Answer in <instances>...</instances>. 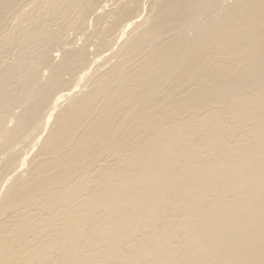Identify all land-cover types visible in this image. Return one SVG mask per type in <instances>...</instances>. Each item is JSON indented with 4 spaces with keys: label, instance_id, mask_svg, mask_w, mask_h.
I'll use <instances>...</instances> for the list:
<instances>
[{
    "label": "bare ground",
    "instance_id": "6f19581e",
    "mask_svg": "<svg viewBox=\"0 0 264 264\" xmlns=\"http://www.w3.org/2000/svg\"><path fill=\"white\" fill-rule=\"evenodd\" d=\"M0 264H264V0H0Z\"/></svg>",
    "mask_w": 264,
    "mask_h": 264
}]
</instances>
